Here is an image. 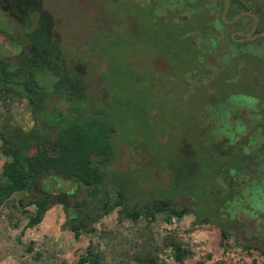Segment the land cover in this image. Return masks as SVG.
<instances>
[{"label": "rangeland", "instance_id": "1", "mask_svg": "<svg viewBox=\"0 0 264 264\" xmlns=\"http://www.w3.org/2000/svg\"><path fill=\"white\" fill-rule=\"evenodd\" d=\"M161 2L42 0L47 15L58 20L56 26L64 43L86 53L88 59L94 58L93 88L98 95L106 90L105 107L114 130L112 138L115 143L120 142L110 169L127 168L136 162L138 166L132 172H124V184L133 199L144 202L184 191L182 185L179 188L170 185L172 175L162 170L160 164L185 156L186 143L195 145L202 138L211 139L208 128L212 125L219 142H212L209 148L224 147L225 140L233 141L245 129L232 110L249 108L256 102L237 95L235 87L230 86L225 87V92L231 96L221 110L201 105L209 100V95L203 98L202 88L207 93L214 91L212 80L217 64L224 61L222 50L213 48L208 34L204 36L196 31L191 38L199 45V50L202 52L200 44L203 42L207 44L203 51L210 50L212 54L194 69L186 70L192 62L189 58L193 56V49L189 48L188 36L179 38L177 34L184 31L187 24L181 27L172 22L171 10L176 9L169 0ZM261 2L263 0H258V4ZM191 22L192 19L190 25ZM16 31L19 34L20 27ZM184 35L189 34L184 31ZM216 44L223 46L222 42ZM18 51L15 41L0 35V56ZM214 59L216 61L212 62ZM101 75L105 76V81L101 80ZM3 102L0 101V109ZM6 104L15 120L28 130L32 120L27 105L13 98L6 100ZM254 123L255 118L251 119V125ZM263 131L257 129L249 148L264 144ZM4 159L0 153V170ZM234 175L238 193L228 203L227 210L232 216L249 220L250 229L264 238V211L255 207L251 198L254 172ZM199 176L197 173L195 178ZM71 184L65 180H47L49 189L70 188ZM190 193L198 198L203 196L198 186ZM19 195L15 193L0 206V264H78L88 245L99 253L96 264H143L134 256L146 253L155 257L158 264H199L200 261L202 264H264V254L259 250H244L231 238L221 242L220 231L212 224H193V213L172 218L170 222H166L162 214L154 219L140 217L133 221L120 219L115 208L94 224L93 232L75 239L72 232L64 228L65 217L60 204L52 205L40 223L24 227L33 207H19ZM180 199L194 204L186 197ZM204 208L203 203L198 206V210L204 211ZM170 237L191 251L182 263L173 261L172 248L166 241Z\"/></svg>", "mask_w": 264, "mask_h": 264}, {"label": "trees", "instance_id": "2", "mask_svg": "<svg viewBox=\"0 0 264 264\" xmlns=\"http://www.w3.org/2000/svg\"><path fill=\"white\" fill-rule=\"evenodd\" d=\"M0 11L1 37L19 46L16 54L0 56V101H5L0 109V153L5 158L0 170V206L20 193L17 205L23 209L33 207L24 225L31 227L41 222L52 205L60 204L64 228L75 239L93 232L94 224L115 208L120 219L133 221L162 214L170 222L193 213V224L216 226L221 242L231 238L244 250L257 249L264 254V238L250 229L249 220L232 216L227 210L238 193L233 171L253 164L255 153L246 151L244 146L255 128L264 124L261 57L240 54L220 68L212 81L215 90L211 98L212 102L223 101L231 96L225 87H235L239 95L257 100L258 123L234 141L226 140L220 149L209 148L212 142H219L214 127L211 139L202 138L195 145L186 143L185 156L160 164L172 175L170 185H182L184 191L144 202L133 199L124 184V172H132L138 166L136 162L127 168L110 169L120 142L115 143L112 138L114 130L105 107L106 90L98 95L93 88L94 58L88 59L86 53L64 43L56 26L58 20L47 15L42 0H0ZM197 65L194 62L193 66ZM100 78L106 80L104 75ZM201 94L203 98L208 95ZM9 98L27 105L32 120L28 130L15 120L6 104ZM236 114L244 118V110H236ZM51 178L69 181L71 187L49 189L47 180ZM194 186L202 189V198L190 193ZM202 203L204 211L198 210ZM166 241L172 248L174 262L182 263L191 255L190 249L173 238ZM134 257L139 263L158 264L149 253ZM98 261V251L88 245L78 264Z\"/></svg>", "mask_w": 264, "mask_h": 264}, {"label": "flooded vegetation", "instance_id": "3", "mask_svg": "<svg viewBox=\"0 0 264 264\" xmlns=\"http://www.w3.org/2000/svg\"><path fill=\"white\" fill-rule=\"evenodd\" d=\"M169 3L173 4L174 8L176 9L171 10L172 14L170 15V17L172 19V22L180 25L181 27L183 25L185 27V24H187V28L185 27L184 31L188 32L189 35L185 36L184 31L177 34L179 38L188 36L190 39L189 48L193 49V56L189 58V61L192 62L189 64V67H187L186 70H190V68L194 69L196 67L193 66L194 62L199 63L206 57H211L212 54L210 50L205 49V51H203V48L207 45L206 43L203 44V42V45L200 44V46L202 47V52L199 50V45H197L191 38V36H193L196 31H200L199 34H203L204 36L208 34L209 40L213 42L211 43L213 48L217 49V47H219L222 50L221 55L223 56L224 61L220 64L215 63L218 65V69L214 74L213 80L220 68L224 67L226 64L232 61H235L237 57L240 56V54H250L252 56L254 55L257 57H261L264 60V0L260 4H258V0H169ZM226 7V13L223 18L222 14ZM245 11L250 12V14L243 13ZM161 12L163 13L166 11ZM167 13L168 12H166V14ZM174 13L175 16H172L174 15ZM240 13L243 14L238 16L234 21H231L236 15ZM159 14L157 15L159 16ZM253 15L256 16V20ZM191 19L192 22L190 25L189 22L191 21ZM216 41L222 42L223 46L220 44H216ZM200 56L203 59H201ZM215 61L216 60L214 59V61L212 62ZM203 92L207 93L204 88ZM213 92L214 91H211V93H207L209 95V100L204 101L201 105H211L212 107H214V111L221 110L226 100L230 96L223 101L221 100L212 102L211 98ZM252 99L256 101L252 107H238L232 110L233 115L245 127L243 133L234 138L233 141L243 135L248 130V127L255 126L258 123V114L256 113V111L258 110L257 100L254 98ZM236 110H244V118L238 117L236 114ZM254 118L255 123L251 125V119ZM213 127L214 126L212 125L208 128L209 133ZM259 128L264 130V124ZM257 129L258 127H256L253 133L249 136L248 143L244 146V149L246 151L251 150L255 153L253 164L248 169L233 172L234 174L236 172H254L255 180L254 186H252L253 192L251 198L254 202L253 205L258 209L264 211V144H258L254 148H249V144L254 139L253 136L255 135ZM261 134L264 135V131Z\"/></svg>", "mask_w": 264, "mask_h": 264}, {"label": "water", "instance_id": "4", "mask_svg": "<svg viewBox=\"0 0 264 264\" xmlns=\"http://www.w3.org/2000/svg\"><path fill=\"white\" fill-rule=\"evenodd\" d=\"M226 9H227V7L225 8V10L223 11V14H222V16H223V18H224V16H225V13H226ZM243 13H248V14H250V12H243ZM243 13H240V14H238V15H236L231 21H234L238 16H240L241 14H243ZM254 16V18H255V20H256V16L255 15H253ZM263 32V31H262ZM261 32V33H262Z\"/></svg>", "mask_w": 264, "mask_h": 264}]
</instances>
